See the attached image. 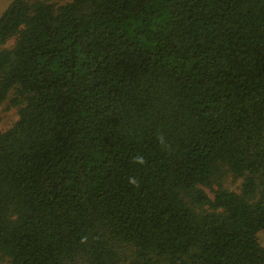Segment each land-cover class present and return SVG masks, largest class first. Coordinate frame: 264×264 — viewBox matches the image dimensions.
<instances>
[{
  "label": "trees",
  "instance_id": "obj_1",
  "mask_svg": "<svg viewBox=\"0 0 264 264\" xmlns=\"http://www.w3.org/2000/svg\"><path fill=\"white\" fill-rule=\"evenodd\" d=\"M0 46V262L264 264V0H11Z\"/></svg>",
  "mask_w": 264,
  "mask_h": 264
},
{
  "label": "rangeland",
  "instance_id": "obj_2",
  "mask_svg": "<svg viewBox=\"0 0 264 264\" xmlns=\"http://www.w3.org/2000/svg\"><path fill=\"white\" fill-rule=\"evenodd\" d=\"M11 0H0V14L6 8V6L10 3ZM12 44V40L8 42L5 46H10ZM3 46H0L2 48ZM8 98L0 105V131L6 130L9 128L18 118L17 107L11 106ZM240 180L233 181L231 177H228L225 180V185L230 189L238 190ZM258 240L261 245L264 246V231H260L257 234ZM0 264H10L7 260L0 262Z\"/></svg>",
  "mask_w": 264,
  "mask_h": 264
},
{
  "label": "clouds",
  "instance_id": "obj_3",
  "mask_svg": "<svg viewBox=\"0 0 264 264\" xmlns=\"http://www.w3.org/2000/svg\"><path fill=\"white\" fill-rule=\"evenodd\" d=\"M142 162V161H141Z\"/></svg>",
  "mask_w": 264,
  "mask_h": 264
}]
</instances>
